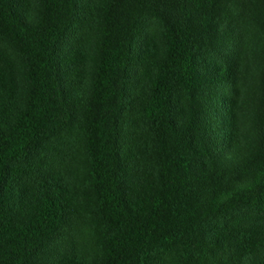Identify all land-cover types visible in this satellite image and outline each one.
Here are the masks:
<instances>
[{"label":"trees","instance_id":"trees-1","mask_svg":"<svg viewBox=\"0 0 264 264\" xmlns=\"http://www.w3.org/2000/svg\"><path fill=\"white\" fill-rule=\"evenodd\" d=\"M38 3L0 0V43L24 65L0 45V264H87L71 250L48 254L71 222L70 186L42 176L31 193L21 186L77 135L100 264H151L162 249L179 264H264V69L260 141L246 149L239 99L223 87L233 65L212 63L238 0ZM249 18L264 35V0ZM147 22L161 36L140 48Z\"/></svg>","mask_w":264,"mask_h":264},{"label":"rangeland","instance_id":"rangeland-1","mask_svg":"<svg viewBox=\"0 0 264 264\" xmlns=\"http://www.w3.org/2000/svg\"><path fill=\"white\" fill-rule=\"evenodd\" d=\"M22 1L29 6L32 12L38 9V0ZM254 2L255 0H238V4L235 6V14L230 17L226 13L222 28L223 45L216 56L212 58V63L228 61L233 65L234 74H231L232 78L226 79L223 87L226 94L235 92L236 98L239 99V127L236 129L238 130L236 134H239L243 143L242 147L246 149L253 147L260 141V125L255 119V115L260 110L261 73L264 69V35L249 18V7ZM150 34L156 36L158 43L161 33L155 22H147L143 26L139 37L140 48L144 46L146 37ZM92 41L95 42V38ZM73 43V36H68L61 45V56H69ZM0 45L3 49L8 50L20 71H23V60L17 51L6 42H1ZM135 90V84H132L131 91ZM213 95L217 97L219 92ZM57 152L49 155L48 159L43 161L41 166L39 165V169L34 171L35 178L25 176L21 181V186L24 190L28 188L31 193L39 186L37 181L41 176L51 181L58 179L63 185H69L72 195L70 200L74 201L73 212L70 216L71 222L66 228H63L60 239L50 244L48 254L56 257L63 251L71 250L77 256L82 257L87 264H100L103 256L101 242L97 236L95 224L91 220V212L84 206L85 193L87 192V164L83 137L77 135V137L72 138V136H68ZM251 211V209H246L217 217L208 221L205 228L216 230L231 222L235 217ZM151 264H179V253L175 250H159L153 256Z\"/></svg>","mask_w":264,"mask_h":264}]
</instances>
